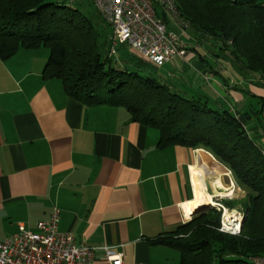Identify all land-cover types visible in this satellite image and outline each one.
Wrapping results in <instances>:
<instances>
[{
    "label": "crops",
    "instance_id": "0c3cea01",
    "mask_svg": "<svg viewBox=\"0 0 264 264\" xmlns=\"http://www.w3.org/2000/svg\"><path fill=\"white\" fill-rule=\"evenodd\" d=\"M169 27L181 31L188 52L162 67L175 69L182 80L186 70L204 73L206 62L197 53L213 58L190 33L183 37L180 28ZM45 62L31 49L0 59V240L18 224L35 230L56 207L58 229L77 245L94 247L99 264L103 246L120 253L122 264H163L174 248L152 241L188 221L181 205L194 196L190 167L215 170V158L202 148L158 147L157 130L132 121L122 107L72 100L60 80L42 76ZM221 74L243 88V79L225 61ZM195 76L188 75L193 86L232 102L242 124L258 130L249 106L254 99L212 75L203 86L194 85ZM257 137L264 144V135Z\"/></svg>",
    "mask_w": 264,
    "mask_h": 264
},
{
    "label": "trees",
    "instance_id": "16d2710c",
    "mask_svg": "<svg viewBox=\"0 0 264 264\" xmlns=\"http://www.w3.org/2000/svg\"><path fill=\"white\" fill-rule=\"evenodd\" d=\"M67 1L0 0V59L19 49L44 48L48 56L42 76L60 80L72 100L124 108L132 121L157 130L160 148L208 151L216 169H227L248 200L242 231L219 232L220 214L210 208L152 242L178 250L177 264H264L254 261L264 258V144L257 137L264 135V93L256 95L250 88L264 90V0H173L191 40L213 58L197 53L206 71L196 74L194 85L203 86L210 75L225 83L221 71L227 62L245 90L227 85L256 99L249 105L256 114V132L242 124L232 102L203 93L187 74L180 80L195 92L160 83L150 69L158 67L126 43L114 44L112 29L92 0L95 11L90 13ZM100 20L109 30L99 27Z\"/></svg>",
    "mask_w": 264,
    "mask_h": 264
},
{
    "label": "built area",
    "instance_id": "2783aa9c",
    "mask_svg": "<svg viewBox=\"0 0 264 264\" xmlns=\"http://www.w3.org/2000/svg\"><path fill=\"white\" fill-rule=\"evenodd\" d=\"M71 2L76 0H69ZM100 16L110 25L114 44L126 43L152 65L160 68L166 62L184 59L187 50L179 34L169 23L187 29V23L173 0H92ZM166 18V21L162 18ZM115 54L111 47L110 55ZM245 213L233 209L222 211L218 231L239 235ZM59 210L53 207L48 216L36 222L35 230L18 224L17 230L0 240V264H99L95 248L77 245L69 232L58 229ZM104 264H122L121 254L111 246L102 247ZM260 263L264 258L255 259Z\"/></svg>",
    "mask_w": 264,
    "mask_h": 264
},
{
    "label": "rangeland",
    "instance_id": "374dc122",
    "mask_svg": "<svg viewBox=\"0 0 264 264\" xmlns=\"http://www.w3.org/2000/svg\"><path fill=\"white\" fill-rule=\"evenodd\" d=\"M68 5L72 8H76L79 9L81 11H85L87 13H90L92 11H95V8L93 6V4L91 3V0H78L75 2H68ZM99 27L104 28L105 30H109V25H107L105 22L103 21H99L98 22ZM177 33H181L180 30L173 28ZM188 33V29L186 30H182V36L184 37V35H187ZM118 50V47H117ZM33 52H37L38 54H41L43 56V58L45 57V60L47 59V51L44 48H39V49H32ZM151 71H152V76H154L160 83H167L169 84L172 89L176 88L178 90H183V91H194V88L191 87L190 85H188V83H184L183 81L180 80V76L181 74H178L177 71L173 68H169V69H164V67H160V68H155V67H150ZM185 70V68H184ZM190 71V70H189ZM188 70H186L185 74L188 73L187 75L189 76H195L194 71H191L192 73H190ZM189 79H193L191 77H189ZM175 90V89H174ZM254 98H251V100ZM256 101V99H254V101L252 100V103H254ZM258 106V105H257ZM259 144H262L260 140H258ZM235 186V185H234ZM244 193H242L241 191L238 190V188H236V186L233 188V192L232 195L230 197H225L223 199L218 200V202L225 206L228 209H238L241 212H243L245 205L248 203V200L245 196H243ZM223 202V203H222ZM225 202H229V204H231L232 208H229L230 205H227ZM229 206V207H228ZM210 208L214 209L215 212H218L220 214H222V208L220 206H210V207H206L202 210L199 211H205V210H209ZM215 215V214H214ZM169 259L166 260L165 262H163V264H177L179 261V251L174 249L172 251H170V255H169Z\"/></svg>",
    "mask_w": 264,
    "mask_h": 264
},
{
    "label": "bare ground",
    "instance_id": "6f19581e",
    "mask_svg": "<svg viewBox=\"0 0 264 264\" xmlns=\"http://www.w3.org/2000/svg\"><path fill=\"white\" fill-rule=\"evenodd\" d=\"M190 172L194 196L191 200L181 205V210L184 214L183 219L190 220L192 214L201 207L215 205L220 206L224 216H227L233 209H228L221 205L217 198L222 199L223 197H230L232 195L234 182L230 177L229 171L227 169L208 170L198 166H191ZM209 184L213 186L212 192L208 189Z\"/></svg>",
    "mask_w": 264,
    "mask_h": 264
},
{
    "label": "water",
    "instance_id": "95a60500",
    "mask_svg": "<svg viewBox=\"0 0 264 264\" xmlns=\"http://www.w3.org/2000/svg\"><path fill=\"white\" fill-rule=\"evenodd\" d=\"M204 208H206V207H201V208H199L197 211L202 210V209H204ZM197 211H196V212H197ZM194 213H195V212H194Z\"/></svg>",
    "mask_w": 264,
    "mask_h": 264
}]
</instances>
